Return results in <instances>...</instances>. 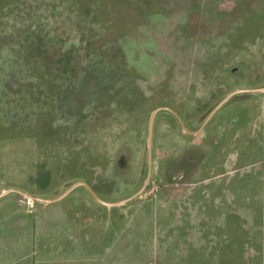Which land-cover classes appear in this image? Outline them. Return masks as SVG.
Returning a JSON list of instances; mask_svg holds the SVG:
<instances>
[{
  "label": "rangeland",
  "instance_id": "rangeland-1",
  "mask_svg": "<svg viewBox=\"0 0 264 264\" xmlns=\"http://www.w3.org/2000/svg\"><path fill=\"white\" fill-rule=\"evenodd\" d=\"M3 187L95 200L102 262L264 264V0H0Z\"/></svg>",
  "mask_w": 264,
  "mask_h": 264
},
{
  "label": "crops",
  "instance_id": "crops-1",
  "mask_svg": "<svg viewBox=\"0 0 264 264\" xmlns=\"http://www.w3.org/2000/svg\"><path fill=\"white\" fill-rule=\"evenodd\" d=\"M25 193L37 196L23 187L0 188V264H112L102 262L100 228L95 234L98 240L92 236L94 240L87 244L85 221L80 220L82 213L94 214V210L86 207L88 204L93 207L90 203L95 200H41ZM78 203L84 209L65 213L66 206ZM54 205L59 209L63 227L56 237L48 230L50 220L53 221ZM96 245L97 251L92 249ZM87 250L90 253L87 254ZM86 254L87 257L93 255V261L87 262Z\"/></svg>",
  "mask_w": 264,
  "mask_h": 264
},
{
  "label": "water",
  "instance_id": "water-1",
  "mask_svg": "<svg viewBox=\"0 0 264 264\" xmlns=\"http://www.w3.org/2000/svg\"><path fill=\"white\" fill-rule=\"evenodd\" d=\"M237 91H239V90H234V91H232V92H230L229 94H227L226 96H225V98L215 107V108H217L219 105H221L225 100H227L232 94H234L235 92H237ZM168 108V107H167ZM215 108H214V110H215ZM168 109H170V108H168ZM159 110V108H156L155 110H153V112L151 113V116H150V121H149V140H151V136H152V130H153V122H154V118H155V115H156V112ZM172 112H174L175 113V111H173L172 109H170ZM213 110V111H214ZM212 111V112H213ZM176 114V113H175ZM177 115V114H176ZM178 116V115H177ZM209 116V115H208ZM85 186H87L88 187V185L87 184H85V183H83ZM75 186V185H74ZM74 186H72V187H70L69 188V190H71ZM68 190V191H69ZM27 196H30L31 198H33V199H41V200H51V199H43V198H39V197H35V196H33V195H29V194H27V193H25ZM65 194V193H64ZM97 196V195H96ZM98 197V199L99 200H101L102 202H104V203H108V204H113V203H117V202H108V201H105V200H103V199H101L99 196H97Z\"/></svg>",
  "mask_w": 264,
  "mask_h": 264
},
{
  "label": "trees",
  "instance_id": "trees-1",
  "mask_svg": "<svg viewBox=\"0 0 264 264\" xmlns=\"http://www.w3.org/2000/svg\"><path fill=\"white\" fill-rule=\"evenodd\" d=\"M103 39L109 40V39H110V37H105V38H103Z\"/></svg>",
  "mask_w": 264,
  "mask_h": 264
}]
</instances>
